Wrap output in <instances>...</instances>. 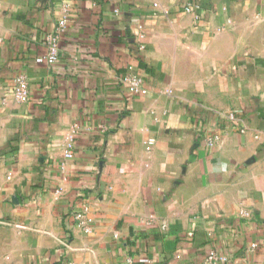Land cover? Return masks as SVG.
<instances>
[{
    "label": "crops",
    "instance_id": "1",
    "mask_svg": "<svg viewBox=\"0 0 264 264\" xmlns=\"http://www.w3.org/2000/svg\"><path fill=\"white\" fill-rule=\"evenodd\" d=\"M0 222V264H264V0H0Z\"/></svg>",
    "mask_w": 264,
    "mask_h": 264
},
{
    "label": "built area",
    "instance_id": "2",
    "mask_svg": "<svg viewBox=\"0 0 264 264\" xmlns=\"http://www.w3.org/2000/svg\"><path fill=\"white\" fill-rule=\"evenodd\" d=\"M186 10L197 8L196 5H193L192 3H187ZM115 14H118L117 11H115ZM63 26V22H61L60 27ZM46 44L48 46V52L45 56V62L52 66L58 58V47L57 43L55 42V39L51 38V40H46ZM121 84L123 87L130 93L138 94V95H146L147 89L145 86V80L141 76L137 75H125L121 78ZM13 92L14 96L17 100H25L28 97L29 90H28V84L26 80L22 77L15 78L13 81ZM222 119L226 120L227 122L231 123L234 127L241 129V120L238 119L237 116H235L233 113L222 115ZM79 126L78 124H73L69 130L68 135L65 137V152L63 154L64 160H72L74 158V150H75V139L79 132ZM213 142L212 140L208 141L207 145L212 146ZM154 145L153 139H148L145 148L146 150H150L152 146ZM10 177V175H9ZM74 218L78 221H80L83 216L81 213L75 214ZM2 225L9 226L11 225L8 222H0ZM82 226V229L89 233L91 231L90 227L87 225L80 224ZM18 228H22L21 226H16ZM227 261V258L222 255H217L215 253L210 254L206 259V264H224ZM68 264H74L69 262Z\"/></svg>",
    "mask_w": 264,
    "mask_h": 264
}]
</instances>
